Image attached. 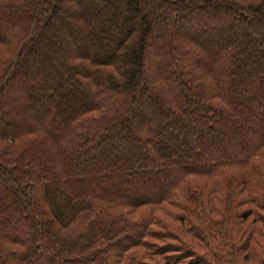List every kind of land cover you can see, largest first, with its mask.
<instances>
[{
    "label": "trees",
    "instance_id": "1",
    "mask_svg": "<svg viewBox=\"0 0 264 264\" xmlns=\"http://www.w3.org/2000/svg\"><path fill=\"white\" fill-rule=\"evenodd\" d=\"M58 4L0 0V264H264V0H70L45 80Z\"/></svg>",
    "mask_w": 264,
    "mask_h": 264
},
{
    "label": "rangeland",
    "instance_id": "2",
    "mask_svg": "<svg viewBox=\"0 0 264 264\" xmlns=\"http://www.w3.org/2000/svg\"><path fill=\"white\" fill-rule=\"evenodd\" d=\"M57 2L59 3L58 4V7H59V10H60L57 14L60 15V18L62 20V26H63V30L61 29L62 32H59L58 35H57V37H56V39L58 40L57 44H59L61 51H59L58 54H56L55 56L54 55H47V56L44 55V58H42V57L40 58L41 59V62H38L37 63L38 65L41 66V68L39 67V70L41 71L39 73V75L43 79H45V80L48 78L49 72L51 71V68L53 66L54 67H59L62 63H64L65 61L69 60L70 57L72 55H74L75 53L82 52V51H85L86 49H89V47L91 46L90 41H92V40L87 41V39L86 40H82V39L80 40V38L78 37L79 34L88 33V31L86 29H83L80 32L78 31V33H77V30L74 31V28L73 27L70 28L67 22L66 23L63 22L64 19L66 21L68 19L67 13L70 10V7H69L70 0H57ZM126 6L128 8L131 5H126ZM5 13L6 12H4V14ZM129 13L130 12L127 10L124 13V15L127 16ZM95 21H97V20L96 19H93L91 21L89 19V20H87V23L90 25L91 23H93ZM55 23H57L56 20H54V18L51 19V21L49 23V28H50L51 25H54ZM105 25L106 24H104V26ZM111 27H113V26L111 25ZM163 28H164L163 26H161V27L160 26L159 27H154V32H153L154 35H156V36L159 35L161 33V31H162ZM105 29H106L105 35L106 36L109 35L108 37H111V35H112V34H110L111 32L113 33V35L114 34H116V35L118 34L116 31L114 32V30H110V26H105ZM118 29H119V32L120 33L123 30L122 29V26H118ZM237 29H235L234 31H236ZM167 31H169V30L166 29V36H165V40L163 42V46L164 47H168L170 44L171 45H174V40L169 36V34H168ZM44 34H45L44 37L48 36V38H49V39L47 38V41L46 42H50L52 39H54V38H52L54 33L51 32V30L48 33V27H47V30L45 31ZM88 36H89V34H87V37ZM75 38H79V39H75ZM234 38L235 37L232 36L231 39L235 40ZM105 39H109V38H105ZM177 39L179 41L180 38H177ZM74 40H78V41H74ZM72 41H74V42H72ZM247 49H249V48H247ZM45 52L47 54V51H45ZM209 52H211L210 55L211 54L213 55L216 52V50L213 49V50H211ZM191 57L193 59L196 58L194 55H191ZM146 58H147L146 59V69H147V71L152 72V74L155 77L157 75L156 74V71H157L156 67L160 66L159 65V58L156 56L155 53H153V51H151L150 53L147 52ZM160 72L164 73V71H160ZM149 83H150V80H149ZM146 111H147L146 109L145 110L144 109L143 110L141 109V111L139 112V114L133 116V123H134V125L139 124L140 121L144 120L147 117ZM2 128H3V125L0 123V129H2ZM39 258H40V261H41L42 264H58V262L55 259L51 258L49 256V254H47V252L45 250H42L39 253Z\"/></svg>",
    "mask_w": 264,
    "mask_h": 264
}]
</instances>
